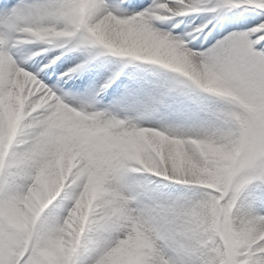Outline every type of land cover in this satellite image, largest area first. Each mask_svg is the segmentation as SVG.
<instances>
[{
    "label": "snow or ice",
    "instance_id": "snow-or-ice-1",
    "mask_svg": "<svg viewBox=\"0 0 264 264\" xmlns=\"http://www.w3.org/2000/svg\"><path fill=\"white\" fill-rule=\"evenodd\" d=\"M0 264H264V0H0Z\"/></svg>",
    "mask_w": 264,
    "mask_h": 264
},
{
    "label": "bare ground",
    "instance_id": "bare-ground-1",
    "mask_svg": "<svg viewBox=\"0 0 264 264\" xmlns=\"http://www.w3.org/2000/svg\"><path fill=\"white\" fill-rule=\"evenodd\" d=\"M195 19V18H193ZM159 179V178H157ZM167 191H184L185 189H183L181 186H176V185H168L167 189H165Z\"/></svg>",
    "mask_w": 264,
    "mask_h": 264
}]
</instances>
